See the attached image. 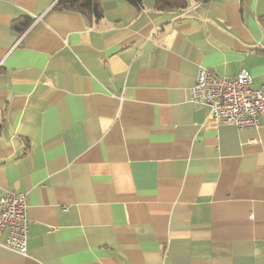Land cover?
Instances as JSON below:
<instances>
[{
    "label": "crops",
    "instance_id": "crops-1",
    "mask_svg": "<svg viewBox=\"0 0 264 264\" xmlns=\"http://www.w3.org/2000/svg\"><path fill=\"white\" fill-rule=\"evenodd\" d=\"M56 1L0 0V196L29 219L0 264H264V115L204 128L189 100L200 67L264 87V0Z\"/></svg>",
    "mask_w": 264,
    "mask_h": 264
},
{
    "label": "built area",
    "instance_id": "built-area-1",
    "mask_svg": "<svg viewBox=\"0 0 264 264\" xmlns=\"http://www.w3.org/2000/svg\"><path fill=\"white\" fill-rule=\"evenodd\" d=\"M251 82V76L245 70L233 77H221L200 67L189 90V100L205 107L203 127L258 128L259 118L264 115V87L253 89ZM28 226L25 193L4 192L0 196V236L5 232L2 244L24 256Z\"/></svg>",
    "mask_w": 264,
    "mask_h": 264
},
{
    "label": "trees",
    "instance_id": "trees-1",
    "mask_svg": "<svg viewBox=\"0 0 264 264\" xmlns=\"http://www.w3.org/2000/svg\"><path fill=\"white\" fill-rule=\"evenodd\" d=\"M128 3L135 7H139L141 0H127ZM154 7L157 10H169V9H181L187 5L186 0H151ZM207 0H194V2H205ZM55 9L74 11L82 14L83 16L94 19H99L102 16L100 7V0H57ZM19 20V19H18ZM14 21L12 27L18 30V33H22L32 23V20L28 17H23L22 22ZM260 23L264 27V19L259 18ZM2 127V120L0 119V129Z\"/></svg>",
    "mask_w": 264,
    "mask_h": 264
}]
</instances>
